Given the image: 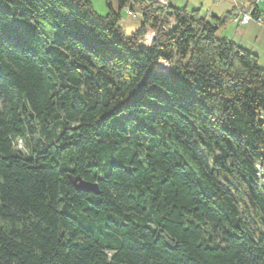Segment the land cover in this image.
I'll return each instance as SVG.
<instances>
[{"label": "trees", "instance_id": "16d2710c", "mask_svg": "<svg viewBox=\"0 0 264 264\" xmlns=\"http://www.w3.org/2000/svg\"><path fill=\"white\" fill-rule=\"evenodd\" d=\"M115 1L0 0V264H264V69L217 34L237 13Z\"/></svg>", "mask_w": 264, "mask_h": 264}, {"label": "rangeland", "instance_id": "374dc122", "mask_svg": "<svg viewBox=\"0 0 264 264\" xmlns=\"http://www.w3.org/2000/svg\"><path fill=\"white\" fill-rule=\"evenodd\" d=\"M113 10L117 9L115 0H108ZM163 2H169L171 6L187 9H199L201 15H207L208 19H212L211 15L216 17H222L225 14H234L238 9H246L252 2V0H162ZM93 10L99 15H106L109 11L106 0H89ZM160 2V1H159ZM260 7H263V3H259ZM135 12V15H134ZM128 15L121 10L122 20L119 22V26L123 28L126 34H130L135 28L138 27L141 20V13L137 10ZM149 30V27H147ZM219 36L229 38L233 40L238 46L250 50L252 53L258 56V63L261 68L264 69V26L259 24L248 22L245 25H241L235 20H229L223 30L217 32ZM158 65L160 67L165 66L163 60H159ZM158 67V68H160ZM168 67V66H167ZM236 184V183H235ZM238 200L239 210L243 217L253 219L252 205L249 201L243 197L240 199L236 195ZM257 223V222H256ZM257 227L260 231H264V227L257 223Z\"/></svg>", "mask_w": 264, "mask_h": 264}, {"label": "built area", "instance_id": "2783aa9c", "mask_svg": "<svg viewBox=\"0 0 264 264\" xmlns=\"http://www.w3.org/2000/svg\"><path fill=\"white\" fill-rule=\"evenodd\" d=\"M158 1H160L161 3H165L162 0H158ZM257 1L258 0H255V2H257ZM125 12H126V14L130 15L134 11H131L130 8H126ZM250 12H251V9H245V10L244 9L243 10L242 9H238V11L236 12L237 13L236 19L238 20L237 22L239 24H241V25H245L248 22H254V23L259 24V25L262 26V20L261 19L253 20L251 18ZM134 15H135V12H134ZM153 37H154V33L151 30H147L146 33L144 34L143 39L140 41V44L142 46H148L150 44V42L152 41ZM167 66H168V64L165 62L164 68H161V69H165V68H167ZM16 144H17L18 147H21V145H22L21 139H18ZM255 167H256V169L258 171L257 175L261 176V174L264 173V169L260 166V163H256ZM261 181L264 183V177L261 178Z\"/></svg>", "mask_w": 264, "mask_h": 264}, {"label": "water", "instance_id": "95a60500", "mask_svg": "<svg viewBox=\"0 0 264 264\" xmlns=\"http://www.w3.org/2000/svg\"><path fill=\"white\" fill-rule=\"evenodd\" d=\"M72 183L75 185L77 189L85 190V191H95L97 186L96 184H90L88 182L80 180L78 177L72 180Z\"/></svg>", "mask_w": 264, "mask_h": 264}, {"label": "bare ground", "instance_id": "6f19581e", "mask_svg": "<svg viewBox=\"0 0 264 264\" xmlns=\"http://www.w3.org/2000/svg\"><path fill=\"white\" fill-rule=\"evenodd\" d=\"M159 67H160V66H159ZM161 68H164V67H160V69H161Z\"/></svg>", "mask_w": 264, "mask_h": 264}]
</instances>
